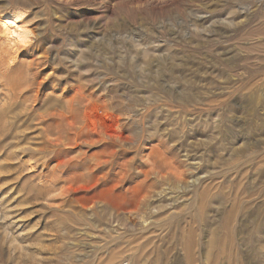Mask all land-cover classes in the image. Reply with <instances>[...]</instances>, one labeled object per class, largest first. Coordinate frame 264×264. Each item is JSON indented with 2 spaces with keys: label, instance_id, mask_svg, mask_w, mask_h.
<instances>
[{
  "label": "rangeland",
  "instance_id": "obj_1",
  "mask_svg": "<svg viewBox=\"0 0 264 264\" xmlns=\"http://www.w3.org/2000/svg\"><path fill=\"white\" fill-rule=\"evenodd\" d=\"M10 13L0 264H264V0Z\"/></svg>",
  "mask_w": 264,
  "mask_h": 264
},
{
  "label": "bare ground",
  "instance_id": "obj_2",
  "mask_svg": "<svg viewBox=\"0 0 264 264\" xmlns=\"http://www.w3.org/2000/svg\"><path fill=\"white\" fill-rule=\"evenodd\" d=\"M24 15H25L24 13H10V14H6V15H3L0 17V50H1L0 51V63H3V59H4L2 52L7 53L8 55H11L10 54L11 51H15L19 44H24L26 42V40L28 39V35L30 34L28 32L29 30L24 28L21 24V21H22ZM14 58L15 57H13L12 60H15ZM12 60H11V62H12ZM9 62H10V60H9ZM105 117H106L105 118L106 120L114 118V116L111 113H107L105 115ZM103 126H104V124H103Z\"/></svg>",
  "mask_w": 264,
  "mask_h": 264
}]
</instances>
